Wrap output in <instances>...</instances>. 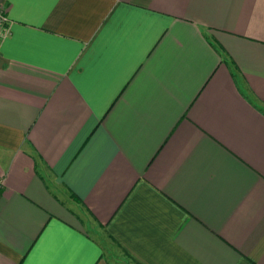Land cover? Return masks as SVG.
<instances>
[{"label":"crops","instance_id":"0c3cea01","mask_svg":"<svg viewBox=\"0 0 264 264\" xmlns=\"http://www.w3.org/2000/svg\"><path fill=\"white\" fill-rule=\"evenodd\" d=\"M0 6V264H264V0Z\"/></svg>","mask_w":264,"mask_h":264},{"label":"built area","instance_id":"2783aa9c","mask_svg":"<svg viewBox=\"0 0 264 264\" xmlns=\"http://www.w3.org/2000/svg\"><path fill=\"white\" fill-rule=\"evenodd\" d=\"M6 15L4 11L2 10V7L0 6V22L4 21L6 19Z\"/></svg>","mask_w":264,"mask_h":264},{"label":"rangeland","instance_id":"374dc122","mask_svg":"<svg viewBox=\"0 0 264 264\" xmlns=\"http://www.w3.org/2000/svg\"><path fill=\"white\" fill-rule=\"evenodd\" d=\"M116 258V257H115Z\"/></svg>","mask_w":264,"mask_h":264}]
</instances>
